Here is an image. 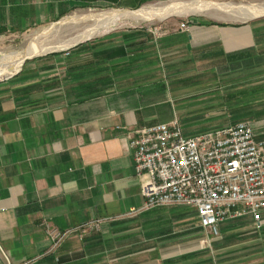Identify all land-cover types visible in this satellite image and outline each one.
Masks as SVG:
<instances>
[{
	"label": "crops",
	"instance_id": "obj_1",
	"mask_svg": "<svg viewBox=\"0 0 264 264\" xmlns=\"http://www.w3.org/2000/svg\"><path fill=\"white\" fill-rule=\"evenodd\" d=\"M148 1L0 0V36L78 9ZM142 24L27 58L0 81V264H218L247 229L264 247V224L254 229L248 217L221 222V237L208 238L193 207L144 208L129 147L136 130L176 117L221 122L206 103L185 112L205 96L187 91L264 86V19L196 21L190 31ZM233 116L223 122H251ZM198 126L184 133L209 130ZM44 222L72 232L53 249Z\"/></svg>",
	"mask_w": 264,
	"mask_h": 264
},
{
	"label": "built area",
	"instance_id": "obj_2",
	"mask_svg": "<svg viewBox=\"0 0 264 264\" xmlns=\"http://www.w3.org/2000/svg\"><path fill=\"white\" fill-rule=\"evenodd\" d=\"M180 30L190 31L191 24L181 22ZM129 147L144 208L193 207L208 238L221 237L220 223L229 219L248 217L254 229L263 226L264 139H258L253 123L188 136L175 118L136 130ZM102 221L91 223L99 228ZM44 225L53 249L72 232Z\"/></svg>",
	"mask_w": 264,
	"mask_h": 264
},
{
	"label": "rangeland",
	"instance_id": "obj_3",
	"mask_svg": "<svg viewBox=\"0 0 264 264\" xmlns=\"http://www.w3.org/2000/svg\"><path fill=\"white\" fill-rule=\"evenodd\" d=\"M177 1L187 3L192 0H150L146 4H143V7H149V6L158 7ZM206 1L225 2L234 5L264 6V0H218V1L206 0ZM141 8H138V10ZM112 10H122V9L120 8L104 9L97 7L78 9L64 16L63 18H60V20L54 21L49 24H44L36 28H32L29 31L21 32L19 34H4L0 36V57L3 55H14V54L17 55L23 52L28 47V45L31 44L30 40L33 37L41 34L42 35L39 36L36 41L37 42L36 46L38 44H40L38 46H41L42 44L45 46L46 45L52 47L56 46L57 48H52L50 51H56V52L61 51L64 48L60 46L67 39H70L71 37L75 36L78 32L82 31L87 27L88 28L92 27L93 24L95 23L98 24L99 22L102 21L103 15H96L92 17L93 19H89L86 21H79V22L75 21L61 25L60 23L62 20H66V19L70 20L76 16H82L84 14H89V13L102 14L103 12L112 11ZM261 18L264 19V16H261ZM245 19H246L245 17H241V14L239 15L238 13L232 14L231 12L229 13L228 11L224 12L220 10H209L207 12H202V13L186 12L184 14L170 15L165 18H152L151 20H148L146 22L140 21L139 19L134 17L133 18L128 17V18L120 19L117 23H113L108 28H106L104 32H101L100 34H103L114 28L138 27L141 25V23H143L142 25L161 24L162 22H166L168 20H170L175 25L183 21L189 22L190 24H193V22L196 21H207V22L213 21L219 23L241 24ZM48 31L50 35L47 33ZM44 32L47 34L44 35L45 34ZM4 64H1L0 66L1 67L5 66ZM17 72L13 73V75L16 74ZM5 78L0 79V81L4 80ZM191 93L193 96L194 95L199 96L202 94H204L205 96L201 100L194 101V103H192V107H186V109L184 110L185 112L187 111L192 113L197 110L199 111L200 108H202V106L204 105V103H206L207 107L211 108L210 111L212 110L214 114H218V116H220L219 120L221 122H214L213 120L217 119L215 117L212 120H208L211 122L199 123L200 128L206 130L207 129L212 130V129H216V127L219 128L224 125L230 124L223 121L224 120L227 121V119L232 120L234 117L233 115L235 114L236 117L237 115H239L241 116L240 118L250 120L255 126L257 132L260 130H264V86H243V87L242 86H207L206 90H197V91L192 90L191 92L188 91L186 92V94H191ZM188 98H190V96ZM176 118L181 123L182 120L180 119V117H176ZM181 124L186 128H193L199 125L193 122H183V121ZM251 231H252L251 229H247L245 231V236H243L244 238L243 246L241 245L242 241L230 244L227 247L223 246L224 249L227 250L222 252L224 256L220 257V261H218V264H264V247H259L258 245L253 246V241H252L253 233H251Z\"/></svg>",
	"mask_w": 264,
	"mask_h": 264
},
{
	"label": "bare ground",
	"instance_id": "obj_4",
	"mask_svg": "<svg viewBox=\"0 0 264 264\" xmlns=\"http://www.w3.org/2000/svg\"><path fill=\"white\" fill-rule=\"evenodd\" d=\"M209 10H220L224 12L228 11L229 13L231 12L232 14L238 13V15L241 14V17H245V18L258 17L264 14L263 5H260V6L258 5H250V6L234 5L231 3L209 2L206 0H192L187 3L177 1V2H171L169 4L158 6V7H154V6L143 7L139 10H133V11L132 10H112V11L103 12L102 14L89 13V14H84L82 16H76L70 20L66 19V20L61 21L60 24L63 25L65 23L67 24V23L75 22V21H78V22L86 21L89 19H93L92 17L96 15H103V19L101 22H99L98 24L95 23L93 24L92 27L90 28L87 27L83 29L82 31L78 32L75 36L71 37L70 39H67L60 47L66 48L88 37H92L97 34H100L101 32H104V30L108 28L110 25H112L113 23H117L122 18H128V17L133 18L134 17L139 20L147 21V19H152V18H165L170 15L184 14L186 12L202 13V12H207ZM47 33L49 34V31ZM47 33H45L44 35H46ZM41 35H37L33 37L30 40L31 44H29L28 47L23 52L17 55L15 54L14 55H3L0 57V65L7 63V64H4L5 66H2V67L0 66V79L5 78L7 76H11L13 73L17 72L27 58L34 57L42 53H46L50 51L52 48H57L56 46L55 47L47 46V45L45 46L43 44L41 46H38L40 44L36 46V43H37L36 41L38 37Z\"/></svg>",
	"mask_w": 264,
	"mask_h": 264
},
{
	"label": "trees",
	"instance_id": "obj_5",
	"mask_svg": "<svg viewBox=\"0 0 264 264\" xmlns=\"http://www.w3.org/2000/svg\"><path fill=\"white\" fill-rule=\"evenodd\" d=\"M208 23H209V24H215V22H213V21H208Z\"/></svg>",
	"mask_w": 264,
	"mask_h": 264
},
{
	"label": "water",
	"instance_id": "obj_6",
	"mask_svg": "<svg viewBox=\"0 0 264 264\" xmlns=\"http://www.w3.org/2000/svg\"><path fill=\"white\" fill-rule=\"evenodd\" d=\"M261 16H264V15H260L259 17H261ZM25 62V61H24ZM13 75V74H12ZM8 77H10V76H7L6 78H8Z\"/></svg>",
	"mask_w": 264,
	"mask_h": 264
}]
</instances>
